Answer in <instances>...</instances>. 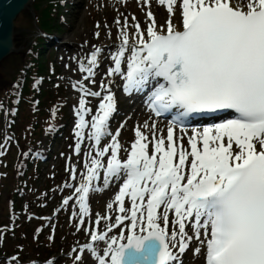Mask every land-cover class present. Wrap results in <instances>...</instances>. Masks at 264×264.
Listing matches in <instances>:
<instances>
[{"label": "snow or ice", "instance_id": "obj_1", "mask_svg": "<svg viewBox=\"0 0 264 264\" xmlns=\"http://www.w3.org/2000/svg\"><path fill=\"white\" fill-rule=\"evenodd\" d=\"M153 2L166 10L163 24L151 10ZM137 3L146 22L135 15L115 21L118 43L106 75L122 78L128 94L151 85L145 103L169 119L164 129L155 122L134 127L125 146L119 129L109 130L116 111L111 81L99 83L102 91L72 84L80 94L75 152L83 151L85 138L94 142L79 186L66 185L75 188L77 231L91 241L79 252L95 264H182L180 257L195 240L200 246L194 252L204 264H264V0ZM101 51L91 52L90 66L80 65L94 85ZM89 97L98 98L94 112ZM219 113L225 114L219 122L195 126L197 118ZM67 170L75 180L76 168ZM101 177L104 188L118 187L106 204L117 214H95V227L85 228L90 193L99 191L93 182ZM72 199H63V206ZM113 229L119 234L109 235ZM99 242L102 252L94 247ZM74 259L83 264L81 255Z\"/></svg>", "mask_w": 264, "mask_h": 264}, {"label": "rangeland", "instance_id": "obj_2", "mask_svg": "<svg viewBox=\"0 0 264 264\" xmlns=\"http://www.w3.org/2000/svg\"><path fill=\"white\" fill-rule=\"evenodd\" d=\"M55 1L61 4L58 16L55 15V4H51L52 7L47 17L42 13L41 17L38 15L37 17L42 22L50 24L56 22L58 28H55L51 34L57 42H62V44L47 42L42 57L33 64L32 72L25 81L33 87L35 92L33 95L26 96L28 105L19 106L22 113L18 118V114L13 116L11 109L6 113L7 121L6 128H4V113H0V154H2L0 158V225H5L6 228L5 231H0V264H13L10 259H6L7 256L9 258L17 256L21 262H25L24 264H40L41 260L48 257L50 259L47 261L52 260L54 264H77L74 257L80 253L79 249L82 245L90 242V237L86 232L77 231L76 228L80 217L75 188L66 187L67 184L79 186L85 172L83 168L87 160L85 154L89 151V146L94 143L85 138L82 143L83 151L80 154L75 152L74 145L77 138L74 134L76 121L74 109L78 106L80 94L72 88V84L80 81L93 91H102L99 83L111 81L110 88L115 95L117 114L111 121L110 132L119 129L118 139L125 146L134 138L132 131L134 127L141 126L145 122L149 124L155 122L160 129H164L166 124L164 120L152 119L144 105L133 102L132 96L129 98L125 96L117 76L106 75L108 67L113 66L107 56L109 57L110 53L115 51L116 45L114 42L107 43L106 41L114 40V35H117V31L111 34L115 21L125 16L131 18L135 15L142 23L146 22L144 12L137 0ZM48 2L50 1L37 0L38 5L42 7ZM151 10L156 12L154 13L156 19H159L161 23L165 22L166 10L164 8L153 2ZM13 26L14 51L0 62V93L3 88L1 85L10 84L12 77L19 72V60L22 53L27 52L29 44L41 31L34 23V16L29 6L27 10H23L16 16ZM97 31H102V39L105 40L102 44L96 40ZM72 34L80 35V41L85 38L89 39L90 45L87 46L84 42L74 44L67 42ZM68 44L74 46L75 50H65L64 47ZM95 48H100L102 51L98 57L99 66L95 69L96 75L92 78L97 82L94 85L84 79L87 73L80 71V65L90 66L87 62ZM34 71H39L41 77L38 78L36 75L38 72ZM19 80V82L24 81ZM45 90L48 91V97L43 94ZM87 99L88 106L94 112L98 98L89 97ZM3 104L14 107L15 102L7 101L5 98L0 102V108ZM58 107L62 109L59 112L61 124L58 120L55 123V113L58 112L55 108ZM31 122H38L40 125L38 132L31 137V141L37 140L33 142L34 144L27 140V131L25 132V128L27 130ZM89 132L90 129L85 130L86 137ZM179 134L177 132V135ZM14 141L19 145L15 147ZM109 142L110 138L106 137L104 143ZM32 148L35 149L34 155L29 154ZM121 155L125 154L122 152ZM23 160L30 164L26 175L19 180L14 173L15 171L23 172L25 168ZM19 167L21 168L17 170ZM69 167L76 168L75 180L67 170ZM93 184L99 188V191L90 193L89 214L84 217V227L90 229L95 227L93 222L95 214H108L113 218L117 214L114 211L109 212L106 208V204L114 199V194L118 191L117 185L113 183L109 188H104L102 177ZM69 196L73 199L68 206H63V199ZM10 201L16 202L15 214L11 213L10 208L8 209ZM73 212L77 213L75 217L72 215ZM103 225L102 221V228ZM187 230L189 234L192 233L191 227ZM118 234L119 229H113L109 235ZM199 246L198 241L191 242L190 247L180 257L182 264H200L201 256L194 252V249ZM94 247L98 252H102L104 244L103 242L95 243ZM81 256L83 264H95L87 253H82ZM47 261L42 264H47ZM14 263L17 264L18 261L15 260Z\"/></svg>", "mask_w": 264, "mask_h": 264}, {"label": "trees", "instance_id": "obj_3", "mask_svg": "<svg viewBox=\"0 0 264 264\" xmlns=\"http://www.w3.org/2000/svg\"><path fill=\"white\" fill-rule=\"evenodd\" d=\"M50 1L47 4H45L43 7L39 6L37 3V0H33L32 3V9H33V13L34 15H38L39 17L40 14L42 13V15L45 14V16L47 17L50 13V8L52 7L51 4L55 3V15H57L59 13L58 9L59 6L56 4L55 0H47ZM41 2V0H40ZM58 7V8H57ZM36 18V17H35ZM37 19V18H36ZM38 24H39V28L46 32L51 34V32L53 30H55V28H58V26H56V22L55 23H47V22H42L40 21V19L38 18ZM55 21V20H54ZM45 47L44 42H42L41 39L36 38L31 44H29V48H28V52H23L22 53V57L19 60V64H20V73L17 72L15 75L13 76L11 81L12 83H15L16 79H23L24 81L19 82L17 81L16 86H17V95L12 94V86H10L9 83H5L2 84L1 86H3V88H1V93L0 96L1 98L4 100L5 98L7 99V101H10L15 99V105L14 107L16 108L17 114L22 113V111L19 110V106L22 105H28L26 103V96L28 95H33L34 94V89L33 87H30L27 83H26V77H29L31 72H32V68H33V64H35L38 59H40L42 57V52L43 49ZM42 71V70H40ZM34 72H38L36 75H40L39 71H34ZM19 77V78H17ZM15 92V90H14ZM44 94V93H43ZM16 96V98H15ZM23 97V98H22ZM51 104V103H50ZM4 105V104H3ZM8 109L10 108L9 105ZM7 106H3L4 108H7ZM61 114H59V112H57L56 116H55V123L57 122V120L62 123L61 120H59ZM25 123V122H24ZM39 123L38 122H31V124L29 125V127H27V140H29L31 143H33L34 141H31V137L36 134V132H38L39 129ZM41 134V133H40ZM26 165H29L28 163H25ZM24 175L27 173V170H23ZM20 179V177H18Z\"/></svg>", "mask_w": 264, "mask_h": 264}, {"label": "water", "instance_id": "obj_4", "mask_svg": "<svg viewBox=\"0 0 264 264\" xmlns=\"http://www.w3.org/2000/svg\"><path fill=\"white\" fill-rule=\"evenodd\" d=\"M32 0H0V61L13 49V21Z\"/></svg>", "mask_w": 264, "mask_h": 264}, {"label": "bare ground", "instance_id": "obj_5", "mask_svg": "<svg viewBox=\"0 0 264 264\" xmlns=\"http://www.w3.org/2000/svg\"><path fill=\"white\" fill-rule=\"evenodd\" d=\"M125 1V0H124ZM154 13L156 14V12L154 11ZM165 15L167 16V13H165ZM130 19V18H129ZM139 20V19H138ZM158 20V22L160 23V24H163V23H161L160 22V20L159 19H157ZM140 21V20H139ZM141 22V21H140ZM142 23V22H141ZM115 25V27H113V29H112V32H111V34H114V32H116L117 31V34H118V26L116 25V24H114ZM113 26V25H112ZM111 28V27H110ZM97 33H99V35L97 36ZM101 33H102V31L100 32V31H97L96 32V40H97V42H100L99 44H102L103 43V41H105V40H103L102 39V35H101ZM107 33H108V31H107ZM109 34V33H108ZM104 36V35H103ZM115 36V38H114V40H107L106 42L107 43H109V42H114L115 44H117L118 42L116 41V36L117 35H114ZM89 38H90V36H89ZM92 38V37H91ZM108 39V38H107ZM92 40V39H91ZM67 42H72L73 44L74 43H79V42H84L87 46H89L90 45V41H89V39H87V38H85V39H83V40H81L80 41V35H71L69 38H68V40H67ZM68 47H70V48H68ZM65 48V50H67V51H69V50H75V47L74 46H70L69 44H68V46L66 45V47H64ZM106 53V52H105ZM107 58H108V56H107ZM122 68H124V69H126V65H122ZM117 78H118V81H120L121 82V84L123 85V80H122V78H120L119 76H117ZM115 79V78H114ZM153 83H155V82H153ZM146 90V89H145ZM145 90L143 91V92H145ZM133 94H135V98L136 99H140L141 97H140V95L142 94V92H138L137 94L135 93V92H132ZM141 93V94H140ZM139 94V95H138ZM138 118V117H137ZM140 119H142V118H140ZM219 119L220 118H218V119H216L217 121H219ZM137 121V120H136ZM139 121V120H138ZM137 121V122H138ZM142 122L140 121V124H141ZM149 123V122H148Z\"/></svg>", "mask_w": 264, "mask_h": 264}]
</instances>
